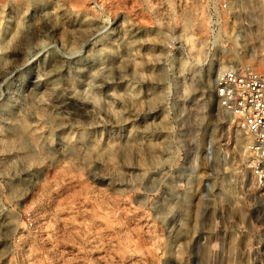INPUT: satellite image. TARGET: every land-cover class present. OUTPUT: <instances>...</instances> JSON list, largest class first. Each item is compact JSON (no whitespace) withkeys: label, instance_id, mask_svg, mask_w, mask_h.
Returning <instances> with one entry per match:
<instances>
[{"label":"rangeland","instance_id":"1","mask_svg":"<svg viewBox=\"0 0 264 264\" xmlns=\"http://www.w3.org/2000/svg\"><path fill=\"white\" fill-rule=\"evenodd\" d=\"M1 1L0 264H264L216 94L221 67L264 70V0Z\"/></svg>","mask_w":264,"mask_h":264},{"label":"built area","instance_id":"2","mask_svg":"<svg viewBox=\"0 0 264 264\" xmlns=\"http://www.w3.org/2000/svg\"><path fill=\"white\" fill-rule=\"evenodd\" d=\"M225 10L227 4L223 3ZM207 46H218L224 19L208 10ZM220 106L233 115L249 136L248 165L255 185L264 191V70L230 66L216 79Z\"/></svg>","mask_w":264,"mask_h":264},{"label":"bare ground","instance_id":"3","mask_svg":"<svg viewBox=\"0 0 264 264\" xmlns=\"http://www.w3.org/2000/svg\"><path fill=\"white\" fill-rule=\"evenodd\" d=\"M0 3H2V1L0 2ZM3 5V4H2ZM1 5V6H2ZM1 6H0V8H1ZM3 7V6H2ZM54 8V7H53ZM56 9H58V8H56ZM55 9V10H56ZM54 12V11H53ZM56 12H57V10H56ZM56 12H54V13H56ZM52 13V12H51ZM2 14H1V12H0V16H1ZM1 18H3V16L1 17ZM2 20V19H1ZM88 22V21H87ZM86 22V23H87ZM89 23L91 24L92 22H90L89 21ZM1 24V23H0ZM17 24H19V23H17ZM93 24V23H92ZM17 26V25H16ZM19 26V25H18ZM90 27V26H89ZM2 28V27H1ZM0 28V29H1ZM17 28V27H16ZM3 30V29H2ZM14 31V30H13ZM2 34H3V32H2ZM1 38H2V36H1ZM9 38V37H8ZM11 40H12V37L10 38ZM7 41V40H6ZM9 41V40H8ZM0 42H1V40H0ZM191 42V41H190ZM2 44V43H1ZM6 44V43H5ZM0 46H2V45H0ZM192 46L194 47V48H197V46H198V43L197 42H195L193 39H192ZM5 47V46H4ZM1 49V48H0ZM2 51H3V48H2ZM1 52V51H0ZM1 55V54H0ZM2 57V56H1ZM257 61V63L259 62V63H261L262 61L260 60V59H257L256 60ZM222 69H225V67H221ZM226 68H228V67H226Z\"/></svg>","mask_w":264,"mask_h":264}]
</instances>
